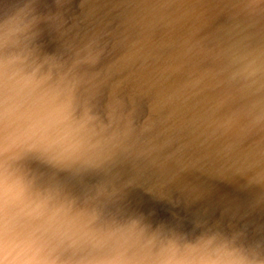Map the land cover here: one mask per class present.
<instances>
[{"label":"water","instance_id":"obj_1","mask_svg":"<svg viewBox=\"0 0 264 264\" xmlns=\"http://www.w3.org/2000/svg\"><path fill=\"white\" fill-rule=\"evenodd\" d=\"M138 1L82 0L73 16L54 0L0 3V17L21 8L32 16L30 47L71 69L81 113L102 105L90 113L102 120L97 127L110 141L98 167L61 171L34 164L32 174L105 218L143 216L189 238L220 232L242 246L259 245L264 257V162L255 164L253 156L264 153V81L254 85L239 75L254 54L264 56V0L220 20L204 15L211 0ZM65 25L81 35L62 48L58 34ZM152 57L156 64H142ZM156 77L163 94L158 103L133 98ZM221 105L229 124L215 117ZM192 116L204 123L179 134ZM242 151L246 161L236 156Z\"/></svg>","mask_w":264,"mask_h":264},{"label":"clouds","instance_id":"obj_2","mask_svg":"<svg viewBox=\"0 0 264 264\" xmlns=\"http://www.w3.org/2000/svg\"><path fill=\"white\" fill-rule=\"evenodd\" d=\"M21 8L0 17V264H264L260 246L205 232L195 238L143 216L105 218L42 186L31 165L98 167L110 141L74 103L71 69L30 47ZM264 81V56L239 69Z\"/></svg>","mask_w":264,"mask_h":264},{"label":"bare ground","instance_id":"obj_3","mask_svg":"<svg viewBox=\"0 0 264 264\" xmlns=\"http://www.w3.org/2000/svg\"><path fill=\"white\" fill-rule=\"evenodd\" d=\"M5 0H1L0 3L4 2ZM9 0H6V3H8ZM60 7L61 9L65 10L64 13L70 16H73L74 12H78V10H80V3L82 0H54ZM251 0H224V5H217V8L219 9L220 13H223V15H225L223 18L229 17V19L232 18H237L240 14L238 12H242V9H244L246 7V5L248 3H250ZM141 4V1H138ZM188 3L191 5V3H195V0H188ZM6 4H4L1 7H4ZM264 5V4H263ZM262 10H264V6L261 8ZM234 16L232 15V13H235ZM67 15V16H68ZM221 14V16H223ZM237 16V17H236ZM32 17V16H31ZM30 17V19H31ZM231 17V18H230ZM71 18V17H70ZM99 15H96L94 17H92L90 19L91 24H93L97 19H99ZM29 19V20H30ZM88 23V24H89ZM113 24V23H112ZM111 25V24H110ZM113 25H111L112 27ZM116 27V25H114ZM59 34L58 37L61 38L62 41V48H66V46L68 44H75V42L79 41L80 35L79 33L77 34V32H74L73 29L68 30L66 25L64 27H59ZM82 32V31H81ZM57 35V34H56ZM245 35V34H244ZM246 36V35H245ZM102 37H104L105 39L108 38V34L104 33L102 35ZM250 37V36H249ZM50 50L54 49V53L58 52L59 53V49L57 48V46H55L54 44H52V47H49ZM46 53V50H45ZM156 61H158V57H152L150 58V60H146L144 63L142 64H156ZM151 62V63H150ZM141 83V87H143L144 81L143 82H139ZM160 77H156L152 80V82L150 83V85L148 86V89L146 91H143L142 93L139 94L140 91L135 90V93L133 95V98L136 99L138 96L140 98L141 101L144 102L145 105H152L155 103H158L160 98L163 97V94L160 93ZM98 104V103H97ZM101 105V104H100ZM96 106V110L97 109H101L102 105H95ZM93 106V107H95ZM91 107V108H93ZM90 108V112L91 110H93L92 112L97 113L96 110L91 109ZM215 117L218 119V121L224 122L225 124H229V120H230V116L229 113L227 112V110L225 109V107L223 105H221L220 107H218L215 111ZM102 120H95V122H101ZM202 124L204 123V120L199 117V116H192L190 118L187 119V123L186 125H181V131L179 130V134H183L184 132H186V126L188 128H192L189 126H192L194 124ZM97 125V124H96ZM234 125V122L232 121L231 126ZM180 136V135H179ZM185 142V141H184ZM176 145L178 146H183L182 144H178L177 142H175ZM242 155H241V154ZM237 158L240 156V158H243L246 161V154L244 153V151L236 153ZM254 159H255V164H260L261 162H264V160L261 159L262 156H264L263 152H259L257 154H254ZM262 166V167H261ZM260 167L263 169L264 168V164H262ZM254 174L256 175L254 178H259V174L257 172V170H254ZM262 177H264V169H263V173H262ZM251 183L253 184H257V182L255 181H251ZM252 190V189H250ZM252 201L253 198L250 197Z\"/></svg>","mask_w":264,"mask_h":264},{"label":"rangeland","instance_id":"obj_4","mask_svg":"<svg viewBox=\"0 0 264 264\" xmlns=\"http://www.w3.org/2000/svg\"><path fill=\"white\" fill-rule=\"evenodd\" d=\"M197 0H195V3L196 4ZM224 0H211L207 3V6L205 7V10H204V15L206 16H211L212 14H215L217 15L216 20H220V18L224 17L225 15H223V13H220L219 12V9L217 8V5H224ZM187 5V4H186ZM189 7V6H188ZM221 14L223 16H221ZM235 51H232V55L234 56V53ZM141 85V84H140Z\"/></svg>","mask_w":264,"mask_h":264}]
</instances>
